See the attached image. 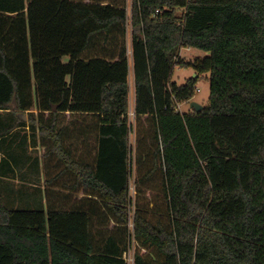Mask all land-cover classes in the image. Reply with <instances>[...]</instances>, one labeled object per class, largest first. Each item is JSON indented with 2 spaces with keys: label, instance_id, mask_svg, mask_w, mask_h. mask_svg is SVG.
<instances>
[{
  "label": "trees",
  "instance_id": "16d2710c",
  "mask_svg": "<svg viewBox=\"0 0 264 264\" xmlns=\"http://www.w3.org/2000/svg\"><path fill=\"white\" fill-rule=\"evenodd\" d=\"M0 110L38 127L47 193H0V264H126L131 233L134 264H264V0H0Z\"/></svg>",
  "mask_w": 264,
  "mask_h": 264
},
{
  "label": "crops",
  "instance_id": "0c3cea01",
  "mask_svg": "<svg viewBox=\"0 0 264 264\" xmlns=\"http://www.w3.org/2000/svg\"><path fill=\"white\" fill-rule=\"evenodd\" d=\"M9 113L8 110H0V193L4 202L14 208L45 209L47 193L38 127L30 128L28 122L16 124L15 117ZM76 117L67 115L69 127ZM2 119L6 123L3 124ZM76 124L66 143L80 145L81 149L84 125L80 121ZM8 127L11 130L8 131ZM24 139H27V144L21 145ZM53 170L54 165L50 163L46 167V174L51 175ZM75 182V179L68 178L65 184L72 186ZM68 191L65 189V192ZM73 194L70 197L72 204L83 208L82 199L88 195L81 190Z\"/></svg>",
  "mask_w": 264,
  "mask_h": 264
},
{
  "label": "rangeland",
  "instance_id": "374dc122",
  "mask_svg": "<svg viewBox=\"0 0 264 264\" xmlns=\"http://www.w3.org/2000/svg\"><path fill=\"white\" fill-rule=\"evenodd\" d=\"M129 5V3H128ZM129 57H131V50L128 49ZM208 53L199 50L196 48H182L180 49V56L186 61L193 60L196 56L199 57H204ZM195 75L194 70L190 66H175L173 68V73L171 76V79L178 84L183 83L188 77H193ZM208 74H198V79H197V90L195 92V95L192 98V101H195L201 105H205L208 101L209 98V92H210V85L209 81L207 79ZM130 91H129V103H130V112L129 115L132 118V106H133V90H132V75L130 72ZM179 108L181 111H187L190 108L189 103H182L179 105ZM33 110V109H30ZM23 118L25 121L28 119V115L24 112L22 113ZM133 133L130 135V142L133 144ZM134 166V165H133ZM135 193V188H134V176L132 175L129 181V195H133ZM133 205H129L127 208L128 211V216L133 219L134 217V212H133Z\"/></svg>",
  "mask_w": 264,
  "mask_h": 264
},
{
  "label": "built area",
  "instance_id": "2783aa9c",
  "mask_svg": "<svg viewBox=\"0 0 264 264\" xmlns=\"http://www.w3.org/2000/svg\"><path fill=\"white\" fill-rule=\"evenodd\" d=\"M129 5L131 4V0H128ZM128 5V6H129ZM132 199L134 198V194L131 196ZM128 228L131 232H133V219L128 217ZM124 261L126 264H134V239H133V235L131 233V239H130V243L128 245V248L126 249V251L123 253L122 255Z\"/></svg>",
  "mask_w": 264,
  "mask_h": 264
},
{
  "label": "water",
  "instance_id": "95a60500",
  "mask_svg": "<svg viewBox=\"0 0 264 264\" xmlns=\"http://www.w3.org/2000/svg\"><path fill=\"white\" fill-rule=\"evenodd\" d=\"M190 107L194 108L196 111H200L203 108V105H201L195 101H191Z\"/></svg>",
  "mask_w": 264,
  "mask_h": 264
}]
</instances>
